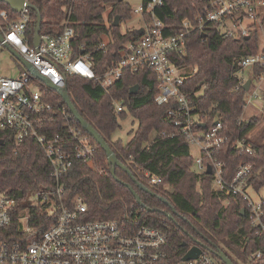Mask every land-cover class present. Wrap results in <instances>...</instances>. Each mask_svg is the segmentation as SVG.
Listing matches in <instances>:
<instances>
[{"label":"trees","instance_id":"obj_1","mask_svg":"<svg viewBox=\"0 0 264 264\" xmlns=\"http://www.w3.org/2000/svg\"><path fill=\"white\" fill-rule=\"evenodd\" d=\"M27 1L40 11L41 34L58 35L63 31L65 22H70L75 31L72 41L75 56L91 54L97 75L117 64L123 44L139 37L135 28L125 33L121 30L122 23L133 17L131 6L124 0ZM149 1L143 0V4ZM205 3L206 0H164V6L156 11V16L167 23H174L175 12L179 19H193ZM2 9L15 16L7 4L0 2ZM109 9L107 26L105 13ZM30 13L27 37L32 44L37 17L34 10L30 9ZM116 17L121 18L119 27H113ZM104 37L111 40L104 43ZM103 44L106 47L101 49ZM262 52L264 46H260L259 31L250 38L226 39L217 26L212 25L204 33L197 31L191 34L187 55L180 60V65L185 67L188 91L200 93L194 97L195 112L207 119L208 126L216 120L223 123L228 141L221 159L227 163L228 176H233L241 163L254 164L256 176L253 188L264 198V116L244 117L248 92L239 85L238 65L243 58ZM263 73L264 68L253 67L250 78L256 80ZM66 82L71 101L80 115L107 141L133 177L156 195L142 190L121 168L116 170L118 182L111 174L106 153L90 136L97 147L94 160L76 162L62 180L66 200L81 196L87 203L88 221L119 220L131 213L138 214L148 225L167 232L172 263L181 262L196 240L204 245H215L234 264H264V258L258 262L249 259V250L258 241L254 239V230L247 216H241L245 204L239 200L227 201L222 193L214 189L210 175L194 173L191 147L184 137L154 139L156 134L172 130V125L165 120L167 106H159L155 101L159 90L153 72L145 70L137 76L125 73L108 91L94 81L76 75L66 74ZM137 86L138 92L132 94V89ZM115 100L122 101L124 106L119 115L115 110ZM53 101L61 103L67 115L72 116L59 95L54 94ZM127 113L137 121V129L131 132L133 137L128 143L114 141L112 137L121 128V120ZM242 117L244 119L240 121ZM72 123L82 128L74 117ZM62 128L58 126L54 131L60 132ZM11 135V131L7 130L0 137V196L23 200L35 189L54 187L50 163L35 139L27 138L16 149ZM248 136L254 155L241 153L235 148L238 138ZM149 175L160 177L162 183L152 185ZM122 183L131 184L144 205L161 212H148L139 206L131 191ZM167 186L169 189H166ZM161 198L166 199L171 207ZM165 213L173 214L176 223ZM54 220L55 216L39 208L34 209L31 216V225L35 227L33 235L43 233ZM16 228V225L12 227V241L21 237Z\"/></svg>","mask_w":264,"mask_h":264},{"label":"built area","instance_id":"obj_2","mask_svg":"<svg viewBox=\"0 0 264 264\" xmlns=\"http://www.w3.org/2000/svg\"><path fill=\"white\" fill-rule=\"evenodd\" d=\"M163 6L164 0H151L135 10L143 23L135 29L143 33L122 45L119 61L102 75H97L91 54L75 56L72 44L75 31L69 21L58 35L40 32V45L35 47L34 39L31 44L27 37L31 20L28 8L14 13V17L8 10H0L3 35L0 57L6 50L15 58L7 49L11 47L40 76L62 89L67 87L66 74L92 80L108 91L125 73L137 76L145 70L153 72L159 90L155 101L159 106H167L165 120L172 125V130L158 133L154 139L181 136L190 147L199 148L200 156L193 157L194 173L210 175L214 189L227 201L233 199L245 204V216L258 241L250 248L249 259L258 262L264 258V198L253 188L254 164L241 163L235 174L228 176L227 163L221 159L228 141L223 123L216 120L208 126L207 119L195 112L194 97L200 93L188 91L185 67L180 65V60L187 55L191 34L204 33L212 25L226 39L250 38L264 26V0H206L193 19H179L175 12L174 23L156 16ZM238 65L239 85L244 87L247 70L256 66L264 68V53L247 56ZM251 81L245 110L259 106L264 98V73ZM54 94L59 95L26 69L16 78L3 76L0 70V137L3 132L11 131L16 149L27 138L35 139L46 154L55 180L52 188L31 191L33 202L30 193L23 200L0 196V264H224L213 256L207 244L200 246L202 252L196 259L172 263L165 230L148 225L135 213L119 220L88 221V205L81 196L66 200L63 178L76 162L93 161L97 147L82 128L72 123L73 116L67 115L65 107L53 101ZM114 105L116 113L121 114L122 101L115 100ZM58 126L63 127L62 131H54ZM249 139L250 136L238 138L235 148L254 155ZM149 176L152 185L162 183L160 177ZM38 208L55 216V220L43 233L33 235L31 216ZM14 225L21 237L12 241ZM28 235L33 236L25 238Z\"/></svg>","mask_w":264,"mask_h":264},{"label":"water","instance_id":"obj_3","mask_svg":"<svg viewBox=\"0 0 264 264\" xmlns=\"http://www.w3.org/2000/svg\"><path fill=\"white\" fill-rule=\"evenodd\" d=\"M0 2L7 4L11 11L13 13H19L22 12L25 8L28 9H32L36 12V24H35V32H34V46L38 47L40 45V32L42 30V16L40 14V11L38 10L37 7L33 6L32 4H30L27 0H0ZM120 17H116L114 23H113V27H119L120 25ZM140 34L143 33V30L139 31ZM0 40H3V35L0 31ZM7 49L13 54V56L24 66V68L31 74L33 75L35 78L43 81L50 89H52L53 91H56L59 96L62 98V100L64 101L65 105L67 106V108L69 109V111L71 112L72 116L74 117V119L80 124V126L82 127V129L89 135L91 136L96 143L100 146V148L106 153L107 155V159H108V165L110 167V171L113 177L116 178V180L119 182L120 180L116 177V170L117 168H121L124 171H126L128 174H130V176L132 177L133 181L145 192L156 196L154 192H152L149 188L145 187L144 185L140 184L134 177L133 175L130 173V171L128 170V168L119 161V159L117 158V156L115 155V153L112 151V149L110 148L109 144L107 143V141L99 134V132L90 124L88 123L78 112V110L76 109V107L74 106V104L71 101L69 92L67 87L66 88H58L56 86H54L53 84H51L46 78L40 76L37 71L35 70V68L29 63L27 62L18 52H16L14 49H12L11 47L7 46ZM252 81L248 80L245 85H244V89L245 91H249L250 87H251ZM139 90V87H135L134 89H132V94H136ZM2 143V142H1ZM208 173H211V169H209ZM125 187H127L131 193L133 194V196L135 197L137 203L139 206H141L142 208H144L146 211L148 212H161L158 209H152V208H148L146 205H144V203L142 202L140 196L137 194V192L135 191L134 187L131 184L128 183H122ZM162 201L166 204L169 205L168 201L164 198H161ZM170 206V205H169ZM171 207V206H170ZM173 212L175 213L174 209L172 208ZM165 215L167 216L168 219H170L172 222L176 223L175 217L173 214L171 213H165ZM241 216L244 217L245 216V210L243 209L241 212ZM194 243L196 245L192 246L187 253L184 255V257L182 258L183 262L192 260V259H196L202 252V249L200 248V246H204L203 243L199 242V241H194ZM187 244H184V246H186ZM210 252L212 254H214L221 262H223L224 264H234L228 257L227 255L219 250L215 245H210V247H208Z\"/></svg>","mask_w":264,"mask_h":264},{"label":"rangeland","instance_id":"obj_4","mask_svg":"<svg viewBox=\"0 0 264 264\" xmlns=\"http://www.w3.org/2000/svg\"><path fill=\"white\" fill-rule=\"evenodd\" d=\"M124 2L131 6L132 11H133V17L131 20L122 23L121 30L123 33H125L126 31L130 29H134L135 27L141 26L143 24L141 22L140 15L135 13V10L143 5V0H124ZM109 12H110V9L105 13V20H106L107 26L109 25L108 23L109 22L108 20ZM259 36H260V46L261 48H263L264 46V27L259 29ZM109 40H111L110 37H104L103 39L104 43H107ZM23 69L25 70L24 66L21 65L15 58H13L8 51L4 50L2 52V55L0 57V70L3 76H8L10 78H16L19 76V73H21V70ZM195 70L196 69L194 68L193 71ZM250 107H251L250 109L247 108L245 110L246 116L244 117L262 118L264 116V106L263 105H259L257 107L255 106H250ZM137 126H138L137 121L132 117L130 113H127L126 117L121 120V128L118 129L114 133L112 139L114 141L122 140L124 143H128L133 137V134L131 132L135 131V129H137ZM191 155L194 158L200 156L199 148L192 146ZM167 187L169 189V186ZM29 198L32 200V202L34 201L33 194L30 193Z\"/></svg>","mask_w":264,"mask_h":264},{"label":"crops","instance_id":"obj_5","mask_svg":"<svg viewBox=\"0 0 264 264\" xmlns=\"http://www.w3.org/2000/svg\"><path fill=\"white\" fill-rule=\"evenodd\" d=\"M264 27V26H263ZM250 73H251V69L250 70H247L246 71V78L248 79V80H251V78H250ZM264 82H263V84H262V92H263V95H264ZM263 105L264 106V102H260V105ZM251 107H249L248 109H250ZM246 116V115H245Z\"/></svg>","mask_w":264,"mask_h":264}]
</instances>
